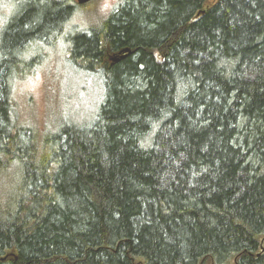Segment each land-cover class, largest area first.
Returning a JSON list of instances; mask_svg holds the SVG:
<instances>
[{
  "label": "trees",
  "instance_id": "1",
  "mask_svg": "<svg viewBox=\"0 0 264 264\" xmlns=\"http://www.w3.org/2000/svg\"><path fill=\"white\" fill-rule=\"evenodd\" d=\"M115 5L68 39L97 113L42 136L13 86L74 6L25 0L2 26L0 264H264V0Z\"/></svg>",
  "mask_w": 264,
  "mask_h": 264
},
{
  "label": "rangeland",
  "instance_id": "2",
  "mask_svg": "<svg viewBox=\"0 0 264 264\" xmlns=\"http://www.w3.org/2000/svg\"><path fill=\"white\" fill-rule=\"evenodd\" d=\"M25 0H0V32L13 11ZM118 0H92L74 6L72 13L48 42L33 47L30 54L37 56L27 76L13 86L14 116L19 124L31 127L36 134L54 132L73 123L86 125L98 111L103 100V89L98 76L74 69L66 59L70 38L104 20ZM107 4L109 7L104 8Z\"/></svg>",
  "mask_w": 264,
  "mask_h": 264
},
{
  "label": "water",
  "instance_id": "3",
  "mask_svg": "<svg viewBox=\"0 0 264 264\" xmlns=\"http://www.w3.org/2000/svg\"><path fill=\"white\" fill-rule=\"evenodd\" d=\"M77 4L82 5L85 3H88L91 0H75ZM130 52L129 48H124L119 51V54L112 56L110 59L114 62L118 61L119 59L123 58L125 55H127Z\"/></svg>",
  "mask_w": 264,
  "mask_h": 264
},
{
  "label": "snow or ice",
  "instance_id": "4",
  "mask_svg": "<svg viewBox=\"0 0 264 264\" xmlns=\"http://www.w3.org/2000/svg\"><path fill=\"white\" fill-rule=\"evenodd\" d=\"M109 7V5L105 4L104 8L107 9ZM117 5H113L112 6V10L114 11L116 9Z\"/></svg>",
  "mask_w": 264,
  "mask_h": 264
}]
</instances>
